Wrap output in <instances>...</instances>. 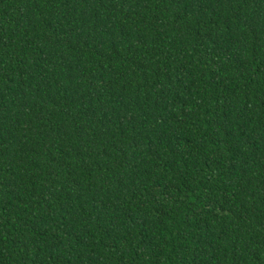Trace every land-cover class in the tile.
I'll list each match as a JSON object with an SVG mask.
<instances>
[{"label": "trees", "instance_id": "trees-1", "mask_svg": "<svg viewBox=\"0 0 264 264\" xmlns=\"http://www.w3.org/2000/svg\"><path fill=\"white\" fill-rule=\"evenodd\" d=\"M0 264H264V0H0Z\"/></svg>", "mask_w": 264, "mask_h": 264}]
</instances>
